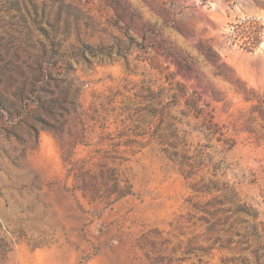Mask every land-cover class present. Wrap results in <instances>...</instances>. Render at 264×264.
<instances>
[{
  "label": "rangeland",
  "instance_id": "374dc122",
  "mask_svg": "<svg viewBox=\"0 0 264 264\" xmlns=\"http://www.w3.org/2000/svg\"><path fill=\"white\" fill-rule=\"evenodd\" d=\"M210 180L264 224V0H0V264H223Z\"/></svg>",
  "mask_w": 264,
  "mask_h": 264
},
{
  "label": "trees",
  "instance_id": "16d2710c",
  "mask_svg": "<svg viewBox=\"0 0 264 264\" xmlns=\"http://www.w3.org/2000/svg\"><path fill=\"white\" fill-rule=\"evenodd\" d=\"M160 143L164 140L160 139ZM188 168L180 169L182 175L186 179H191L195 175L194 166L188 165ZM208 184L199 187L196 184L191 186V190L195 194H211L217 193L214 197L216 208L220 213L222 224H226L232 228L230 239L224 241L221 249L228 250L237 255L236 258H231L222 261L223 264H264V224L258 222L256 211L247 204L243 203L232 190V186L227 182L220 184L210 180ZM215 184V185H214ZM118 185V184H116ZM214 185V187H212ZM127 189V188H126ZM130 191H121L116 199L124 198L129 195ZM233 218V222L228 224ZM228 231H226L227 234ZM236 238V239H234ZM235 240V241H233Z\"/></svg>",
  "mask_w": 264,
  "mask_h": 264
}]
</instances>
